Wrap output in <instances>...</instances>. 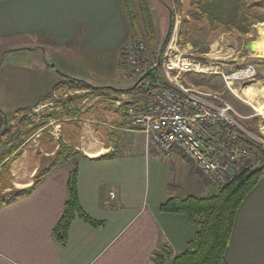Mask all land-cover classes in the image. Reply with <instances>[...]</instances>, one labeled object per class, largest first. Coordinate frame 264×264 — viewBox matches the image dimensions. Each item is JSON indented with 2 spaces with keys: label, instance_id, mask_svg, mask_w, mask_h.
Here are the masks:
<instances>
[{
  "label": "crops",
  "instance_id": "1",
  "mask_svg": "<svg viewBox=\"0 0 264 264\" xmlns=\"http://www.w3.org/2000/svg\"><path fill=\"white\" fill-rule=\"evenodd\" d=\"M129 32L121 0H0V131L19 106L49 100L62 81L57 61L85 82L83 66L121 68ZM253 44L257 50L259 40ZM33 88L34 100L21 103ZM121 110L111 109V125L110 119L99 123L104 128L93 124L90 112L82 134L89 144L80 148L75 167L53 165L27 194L0 205V264H156V252L164 248L163 264H171L186 250L197 226L182 214L162 212L160 204L212 194L214 185L179 152L160 155L147 148L139 130L125 128L128 116ZM73 169L82 209L101 224L75 217L61 242L53 231ZM225 259L264 264V175L237 209Z\"/></svg>",
  "mask_w": 264,
  "mask_h": 264
},
{
  "label": "rangeland",
  "instance_id": "2",
  "mask_svg": "<svg viewBox=\"0 0 264 264\" xmlns=\"http://www.w3.org/2000/svg\"><path fill=\"white\" fill-rule=\"evenodd\" d=\"M134 3L142 36L148 38L153 55L164 50L172 34L176 33L179 51L200 58L202 71L184 74L183 84L232 108L239 124L249 131V141L256 152L249 167L264 169V159L257 154L259 149L264 151L261 128L264 123V0H134ZM147 19L150 25L144 26ZM129 36H133L131 31ZM258 40V49L251 50L250 44ZM55 66L62 81L50 92L49 100L44 104L19 106L7 115L5 126L3 124L0 199L10 190L30 188L37 174L51 168V164L69 163L67 166L75 167L77 157L84 152L80 148L89 144L90 137H82V134L89 127L90 112L96 120L93 124L103 128L106 125L99 123L110 119L107 122L111 125L113 121L115 112L111 109L124 108L122 113H127L126 106L117 105L116 100L134 94L105 87L125 89L134 83L136 77L125 73L122 63L121 68L113 70H99L94 64L92 68L83 66L80 72L89 84L83 87L66 85L68 71L58 61ZM246 66L255 69L252 78L233 83L224 81L222 72L227 76ZM14 81L16 84L21 82L19 78ZM37 91L35 88L27 90L21 103L29 104ZM72 109L74 112H67ZM126 121L125 128L133 130L128 118ZM84 138L86 142H82ZM220 186L214 185V191Z\"/></svg>",
  "mask_w": 264,
  "mask_h": 264
},
{
  "label": "built area",
  "instance_id": "3",
  "mask_svg": "<svg viewBox=\"0 0 264 264\" xmlns=\"http://www.w3.org/2000/svg\"><path fill=\"white\" fill-rule=\"evenodd\" d=\"M175 34L157 56L149 49L146 36L127 37L122 45V70L136 78L145 69L149 72L140 81L144 98L130 95L116 104L126 106L129 124L144 135L147 148L160 155L179 152L206 180L220 186L249 167L255 150L244 144L251 138L249 131L239 124L229 105L183 84L184 74L201 72L203 65L198 56L179 51ZM255 74L252 66L227 76L221 73L226 83Z\"/></svg>",
  "mask_w": 264,
  "mask_h": 264
},
{
  "label": "trees",
  "instance_id": "4",
  "mask_svg": "<svg viewBox=\"0 0 264 264\" xmlns=\"http://www.w3.org/2000/svg\"><path fill=\"white\" fill-rule=\"evenodd\" d=\"M121 4L132 35L142 37L143 31L139 23L134 0H121ZM149 21L150 20L147 19V24H145L142 20L144 23L143 25L149 26ZM145 70H143V72ZM136 80L129 87L116 90L125 91L129 94L144 98L140 82L135 85ZM65 84L73 87L89 85L84 80L68 77ZM105 87L113 89V87L110 86ZM67 112L72 113L74 110H68ZM3 130L0 131V135ZM250 143V141L244 142L245 145H251ZM257 154L264 159V151L262 149H259ZM52 166L51 164V167ZM49 169L50 168L47 167L42 171L43 173L41 175L37 174L38 176L32 186L40 182ZM263 175V167H249L236 178L221 185L214 194L187 196L185 198L170 197L162 202L160 204V210L162 212L182 214L187 221L197 226L194 238L188 243L185 251L172 258V264H227L225 251L230 241L237 209ZM67 189L68 197L65 202L64 210L53 231L57 240L61 242L65 241L67 229L75 217H79L83 221L94 226L101 224L88 216L80 205L76 185V169L70 172ZM29 191L30 188L10 190L0 199V205L13 201L27 194ZM155 256L157 260L163 263L168 254L164 248L156 252ZM156 264H159V262Z\"/></svg>",
  "mask_w": 264,
  "mask_h": 264
},
{
  "label": "water",
  "instance_id": "5",
  "mask_svg": "<svg viewBox=\"0 0 264 264\" xmlns=\"http://www.w3.org/2000/svg\"><path fill=\"white\" fill-rule=\"evenodd\" d=\"M264 29V28H263ZM263 33H264V31H263ZM250 47L251 48H255V45L252 43V44H250ZM148 72H149V70H145L138 78H137V80H136V82H135V85L137 84V83H139L141 80H142V78L145 76V75H147L148 74ZM66 77H68V78H73V79H78V78H75V77H72V76H66Z\"/></svg>",
  "mask_w": 264,
  "mask_h": 264
},
{
  "label": "bare ground",
  "instance_id": "6",
  "mask_svg": "<svg viewBox=\"0 0 264 264\" xmlns=\"http://www.w3.org/2000/svg\"><path fill=\"white\" fill-rule=\"evenodd\" d=\"M250 99H251V98H250ZM98 154H100V153H98V152H90V153H89V156H92V157H93V156H97Z\"/></svg>",
  "mask_w": 264,
  "mask_h": 264
}]
</instances>
